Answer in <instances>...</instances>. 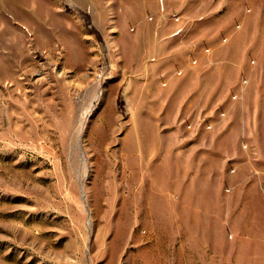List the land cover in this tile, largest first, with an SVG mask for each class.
Instances as JSON below:
<instances>
[{
	"label": "rangeland",
	"instance_id": "rangeland-1",
	"mask_svg": "<svg viewBox=\"0 0 264 264\" xmlns=\"http://www.w3.org/2000/svg\"><path fill=\"white\" fill-rule=\"evenodd\" d=\"M123 1L0 0V264H264V0Z\"/></svg>",
	"mask_w": 264,
	"mask_h": 264
},
{
	"label": "crops",
	"instance_id": "crops-1",
	"mask_svg": "<svg viewBox=\"0 0 264 264\" xmlns=\"http://www.w3.org/2000/svg\"><path fill=\"white\" fill-rule=\"evenodd\" d=\"M123 5H124V7H125V9H126L127 12H128V11H134L133 13H135L136 5H134V6L132 7V6H131V3H130L129 1H127V0H124V1H123ZM136 13H138V10L136 11Z\"/></svg>",
	"mask_w": 264,
	"mask_h": 264
},
{
	"label": "built area",
	"instance_id": "built-area-1",
	"mask_svg": "<svg viewBox=\"0 0 264 264\" xmlns=\"http://www.w3.org/2000/svg\"><path fill=\"white\" fill-rule=\"evenodd\" d=\"M211 126V125H210Z\"/></svg>",
	"mask_w": 264,
	"mask_h": 264
}]
</instances>
